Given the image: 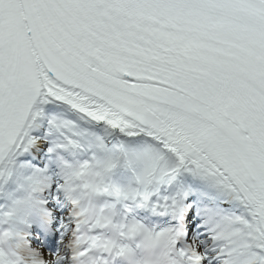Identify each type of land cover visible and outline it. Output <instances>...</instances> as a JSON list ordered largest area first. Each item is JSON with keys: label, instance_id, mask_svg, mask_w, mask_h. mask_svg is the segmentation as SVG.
<instances>
[{"label": "snow or ice", "instance_id": "6c2138e0", "mask_svg": "<svg viewBox=\"0 0 264 264\" xmlns=\"http://www.w3.org/2000/svg\"><path fill=\"white\" fill-rule=\"evenodd\" d=\"M138 12L187 22L210 37L211 50L195 69L122 59L123 25ZM113 67L120 71L110 74L127 83L105 88L142 101L133 115L95 86ZM37 98L63 102L128 137L148 136L178 166L217 178L250 206L252 234L264 248V0H0V158L35 142L28 127ZM93 108L130 124L116 127ZM178 252L201 264L196 252Z\"/></svg>", "mask_w": 264, "mask_h": 264}, {"label": "bare ground", "instance_id": "6f19581e", "mask_svg": "<svg viewBox=\"0 0 264 264\" xmlns=\"http://www.w3.org/2000/svg\"><path fill=\"white\" fill-rule=\"evenodd\" d=\"M140 105L137 107L126 106V108L133 115V110L139 109ZM126 108L121 111L125 115H128ZM32 110L38 114L29 124L28 135L35 141L30 147L34 151H37V154H40L38 151H40L41 147V143L37 141V137L46 128L57 127L68 134L72 141L73 150L70 151L69 155H72L74 159L69 158L71 163L69 164V160H67L68 164L57 162L56 160L55 162L57 163L52 167L59 172L58 177L60 182L58 190L60 197L58 199L59 202L55 204L56 209L64 207L65 202L71 199L66 194V188L69 183L76 190L77 182L75 180L69 181L65 174L64 166L75 165L80 162H86L99 174V179L102 183L101 189L107 188V191L101 190L100 200L114 204L116 210L121 215L135 208L147 207L148 211H160L168 216H173L177 212L181 201L185 199V196L189 192L193 191L188 189L187 183L195 179V167L192 165L178 166L176 156L163 149L162 145L152 138L143 134L128 137L118 130L111 129L103 122L92 121L82 113L67 107L62 102L51 99L37 98ZM90 110L103 118L113 119L116 127H128L130 124V121L125 120L123 116H116L107 110L101 111L95 108ZM89 140L93 141V143H90ZM76 147L85 148V155L81 156V158L76 157ZM105 147L109 151L104 160L101 162L94 161L95 158H92V155L95 156L96 154L99 156L100 153L104 152L102 150ZM23 152V149H11L0 162V203L7 202L9 210L13 209L17 205V202L25 196V193L17 194L13 191L14 176L19 170ZM142 154H149L155 162V170L149 174L146 180H142L141 178V172L144 167L143 161L137 158ZM214 179L215 182L211 185L215 187L214 189L224 187L217 178L214 177ZM113 189H119L122 195H111L110 192ZM230 192L231 197L236 202L242 201L231 190ZM8 193L15 194L13 201H7L6 196ZM74 202L76 201L74 200ZM209 207L212 210L207 215L208 224L212 225L220 217L231 221V224L226 232L220 234L226 240L219 239L217 231L212 227L211 230L212 232L214 231V235L208 238V240L213 242V247H216L221 243L220 241H223L226 244V248L223 250L215 248L211 252L213 255L208 260L212 259L211 263L218 264L219 259L216 255L221 252L224 253L225 257L222 264H261V260L264 259V248L257 247L259 242L254 239L252 234L255 224L253 215L249 216L240 207L239 211H232L231 213L233 214L227 213L230 208L219 204H215V206L210 205ZM75 210L77 213V209ZM55 213L56 211L50 217V220L52 219L53 221V229L57 232L66 233L70 225L69 219L67 217L59 219ZM46 214L43 205L32 193L31 200L23 210L17 211L13 217L2 221L0 229L10 228L16 233L8 241V246L15 250L20 259L28 260L29 264H49L50 262H53V264H66L69 261L57 255L63 249L62 245H59L56 241L51 245L52 255L50 254L48 257L30 254L19 247V245H22L26 248L27 232L33 229L50 228L47 226ZM36 219L37 221L34 222ZM48 231L49 229H44L42 232V234H45V236L43 235L45 238L49 236ZM70 238L71 235H69L67 243ZM13 244H17V246ZM201 249L202 246H199L198 252L203 254L204 252ZM118 258L112 257L111 262Z\"/></svg>", "mask_w": 264, "mask_h": 264}, {"label": "clouds", "instance_id": "9594fccd", "mask_svg": "<svg viewBox=\"0 0 264 264\" xmlns=\"http://www.w3.org/2000/svg\"><path fill=\"white\" fill-rule=\"evenodd\" d=\"M137 158L143 161L141 178L146 180L155 170V162L149 154ZM64 167L69 181L77 182L76 190L71 183L66 188V194L77 202L78 228L71 241L76 250L72 264H111L112 257L121 258L123 264H188L175 250L176 233L170 229L155 232L139 220L119 214L114 204L100 200L102 183L92 166L80 162ZM33 191L34 186L29 184L22 200L4 216L11 218L22 211ZM110 194L118 196L114 191ZM230 224L224 217L214 221L212 227L219 239L226 240L220 234ZM15 235L10 228L0 229V264H21L19 255L8 246Z\"/></svg>", "mask_w": 264, "mask_h": 264}, {"label": "rangeland", "instance_id": "374dc122", "mask_svg": "<svg viewBox=\"0 0 264 264\" xmlns=\"http://www.w3.org/2000/svg\"><path fill=\"white\" fill-rule=\"evenodd\" d=\"M54 131H51V132H48L50 134V136H47V135H43V133L45 131H42V134L39 136L38 140L39 142L42 141L40 140L41 137L44 136V140L45 143L46 141L48 142V144L42 149L43 152H46V150H53V149H56V150H64L66 149L67 150V146L69 147L70 146V139L67 135H65L63 132H61L57 127H54L53 128ZM54 135V136H52ZM51 148V149H49ZM65 150V151H66ZM108 148H104L103 151H107ZM77 151H81V149H77ZM100 161V159H99ZM28 164H24L21 166L20 170H19V173H17V175L15 176V181H18V180H21L20 178L21 177H24V179H26V181L28 182L29 180L32 179V183L33 184H37V180L35 177L31 176L30 174V168H27ZM32 169H34V167H32ZM33 172V171H32ZM41 175H44L43 172H41ZM38 177V176H36ZM38 179V178H37ZM38 180H41V179H38ZM51 178L50 176H45L43 177V181L44 182H48L50 181ZM22 181V180H21ZM23 188V185L20 184V188L19 189H22ZM18 188L14 187V191L16 192H21L22 190H19ZM55 193V191L53 192ZM14 198V195L12 193H9L8 194V200H12ZM6 203V202H5ZM2 205H0V210H2L1 207ZM3 218L1 215H0V219ZM196 240H194L195 242Z\"/></svg>", "mask_w": 264, "mask_h": 264}]
</instances>
